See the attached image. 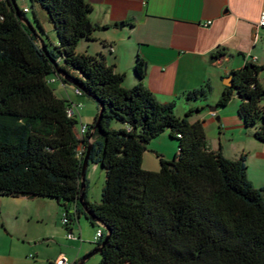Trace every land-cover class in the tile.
Listing matches in <instances>:
<instances>
[{"label": "trees", "instance_id": "obj_1", "mask_svg": "<svg viewBox=\"0 0 264 264\" xmlns=\"http://www.w3.org/2000/svg\"><path fill=\"white\" fill-rule=\"evenodd\" d=\"M29 1L47 12L58 45L51 49L10 0H0V197L55 200L69 232L74 207L78 219L84 214L103 230L97 247L109 235L100 264H264V188L248 180L246 156L230 160L211 150L203 123L189 121L193 110L178 117L175 103H159L144 85L141 57L133 68L136 84L125 88L126 75L102 55L78 53L82 41H93L94 29L86 33L93 11L87 0ZM17 6L27 19L30 10ZM262 70L250 63L232 72L218 107L236 94L240 118L264 144ZM57 81L95 98L98 114L83 137L72 103L53 86ZM211 90L206 85L184 96L205 101ZM167 131L179 142L175 158L158 155L160 172L143 170L146 145ZM91 134L88 167L106 174L100 204L88 198L87 177L84 191L81 186ZM82 194L97 222L78 203Z\"/></svg>", "mask_w": 264, "mask_h": 264}, {"label": "crops", "instance_id": "obj_2", "mask_svg": "<svg viewBox=\"0 0 264 264\" xmlns=\"http://www.w3.org/2000/svg\"><path fill=\"white\" fill-rule=\"evenodd\" d=\"M87 2L93 7L89 15L94 29L91 45L115 73L126 75L124 87L132 88L136 84L133 68L137 57H141L146 62L144 85L157 101L175 103L176 108L182 109L181 115L193 110L189 121L203 123L209 148L230 160L245 155L248 180L255 189H263L264 144L254 138L255 129L247 128L240 118V101L236 94L225 108H219L218 101L231 73L246 64L263 68L259 79L264 85V30L257 28L264 0ZM206 85L212 90L205 101L185 99L186 93ZM56 89L60 98L70 102L77 96L61 82ZM262 105L264 108V101ZM79 115L75 113L76 117ZM0 198L13 200L19 214L21 208L41 202L23 197ZM3 204L7 207L8 203L0 204L2 224ZM61 256L64 255L58 258Z\"/></svg>", "mask_w": 264, "mask_h": 264}, {"label": "rangeland", "instance_id": "obj_3", "mask_svg": "<svg viewBox=\"0 0 264 264\" xmlns=\"http://www.w3.org/2000/svg\"><path fill=\"white\" fill-rule=\"evenodd\" d=\"M20 8H28L27 20L44 40L48 41L50 48L58 45V38L53 25L49 22L48 14L40 6H32L29 0H16ZM37 16V20L35 19ZM40 27L44 29L42 33ZM78 53L98 57L91 42L82 41L77 49ZM109 55V54H106ZM60 82L54 84L56 88ZM72 95L74 87L68 86ZM77 95V94H76ZM78 96V95H77ZM74 96L72 104L81 105L77 117V128L83 125L94 123L98 114L97 103L89 100L88 97ZM181 108L175 109V115L184 117ZM121 124L113 123L112 128L118 129ZM146 152L143 155L142 168L148 172L158 173L161 170L160 159L162 156L167 161H172L179 151V142L171 139L169 132H165L159 138L152 140L146 145ZM88 189L87 195L91 202L100 204L102 190L106 181L105 171L101 166L90 165L87 169ZM7 201L4 208V223H0V264H55L58 256L63 254L73 264L80 262L83 258L90 256L85 264H100L101 255H92L97 248L95 239L99 227L93 226L84 214L78 219L75 208L72 207L70 215L74 224L70 227L73 234L81 238V241L67 239L69 230L64 225L65 211L55 200L40 199V203L34 206L21 208V214L13 206V200ZM13 201V202H11Z\"/></svg>", "mask_w": 264, "mask_h": 264}, {"label": "water", "instance_id": "obj_4", "mask_svg": "<svg viewBox=\"0 0 264 264\" xmlns=\"http://www.w3.org/2000/svg\"><path fill=\"white\" fill-rule=\"evenodd\" d=\"M10 2L13 4V7H14V9H15V11H16L18 17L21 19V21H22V22H23L28 28H30L31 31H33V28L31 27V23L21 15V13H20V11H19V8H18V6H17V4H16V0H10ZM123 26H124V24L121 23V24H120V27H123ZM91 29H92V26L89 24V25L87 26V28H86V33L89 34V33L91 32ZM33 32H34V31H33ZM40 44H41L42 49H43L45 52H47V50L45 49L43 43L40 42ZM59 73H60V75H61L62 77H64L65 79H68L64 74H62L61 72H59ZM75 85L78 86V84H75ZM228 86H232V79H231V78L228 79ZM90 97H91L92 99H95V98L92 97V96H90ZM213 110L216 111V110H217V107H213ZM100 122H101V116L99 117L97 123L94 124V130L92 131V133H93L94 131H96V130L99 128V124H100ZM89 141H90V144H89L88 147H87V153H86V157H85L84 165H83V169H82V182H81L82 191L85 190V180H86V174H87V169H88V157H89V154H90L91 144H92V134H91V137L89 138ZM78 203H79V204L81 205V207L84 209L85 213H86L89 217H92V218L94 219L93 214L88 210V208H87V206H86V204H85V202H84V194H82V195L80 196V198H79V200H78ZM94 221L97 222V220H95V219H94ZM103 227H104V226H103ZM105 228H107V227H105ZM108 237H109V235L106 237V239H105L104 243L102 244V246H101V247H97V248L94 250V252L92 253V255H96V254H100V253H101V251H102V249H103V247H104V245H105V242L108 240ZM90 256H91V255H89V256L83 258L78 264H85V262L90 258Z\"/></svg>", "mask_w": 264, "mask_h": 264}, {"label": "built area", "instance_id": "obj_5", "mask_svg": "<svg viewBox=\"0 0 264 264\" xmlns=\"http://www.w3.org/2000/svg\"><path fill=\"white\" fill-rule=\"evenodd\" d=\"M25 12L28 13L29 10L25 8ZM209 24H211V23H209ZM257 28L259 30H264V11H262L260 16H259V19H258V22H257ZM262 41L264 42V34L262 36ZM75 93L78 96H82V94H83L79 89L75 90ZM79 107L81 108V105L78 106L76 104H71V114L75 115L76 111L78 112ZM87 131H88V126L82 124L79 127V135H80V137H83L87 133ZM82 152H83V148L80 149V153H82ZM67 224H68V220H67L66 216H64V225L66 226ZM103 235H104L103 230L102 229H98V231L96 232V235H95V239H94L96 241V243H98L101 240ZM67 239L71 240V241H77V242L81 241V238L76 237L73 234L72 231H70L67 234ZM55 264H70V262H69V260L66 257L61 256V257H59L56 260Z\"/></svg>", "mask_w": 264, "mask_h": 264}]
</instances>
